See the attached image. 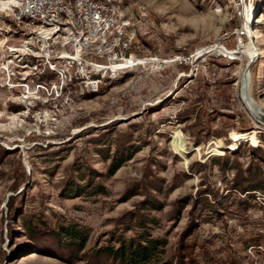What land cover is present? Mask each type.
<instances>
[{
	"label": "rangeland",
	"instance_id": "rangeland-1",
	"mask_svg": "<svg viewBox=\"0 0 264 264\" xmlns=\"http://www.w3.org/2000/svg\"><path fill=\"white\" fill-rule=\"evenodd\" d=\"M14 1L0 0V264H89L47 235L68 225L86 255L145 231L162 259L191 241L210 264H264V117L240 88L246 73L264 107V0H123L136 54L167 63L95 91L48 67Z\"/></svg>",
	"mask_w": 264,
	"mask_h": 264
},
{
	"label": "built area",
	"instance_id": "built-area-1",
	"mask_svg": "<svg viewBox=\"0 0 264 264\" xmlns=\"http://www.w3.org/2000/svg\"><path fill=\"white\" fill-rule=\"evenodd\" d=\"M123 0H15L13 13L40 28V51L63 81L73 78L95 91L104 77L166 59L139 56L134 33L122 19ZM142 60L145 62L141 63ZM60 61L63 68L57 67Z\"/></svg>",
	"mask_w": 264,
	"mask_h": 264
},
{
	"label": "trees",
	"instance_id": "trees-1",
	"mask_svg": "<svg viewBox=\"0 0 264 264\" xmlns=\"http://www.w3.org/2000/svg\"><path fill=\"white\" fill-rule=\"evenodd\" d=\"M129 157L113 160L108 173L110 175L113 174L122 165V162L129 159ZM28 231L31 234L38 233L37 230H32L30 227ZM48 231L50 233L47 235L50 237L58 236L57 238L61 240L60 243H62V246L68 253L64 255V258L71 262H74L77 256L82 255L86 257V263L89 264H210L199 260L193 254L191 241H185L186 243L179 245L180 250L177 252L176 258L162 259V240L150 236L145 231L130 237H120L116 240L117 245L97 247V249L89 252V255L81 254L86 241V235L83 234L82 230L73 225H68L61 226L56 231L54 229L53 231L56 232L54 234L51 233V230ZM61 235L64 236V239H61ZM65 239H67V242H65ZM63 243L66 244L63 245ZM102 253L104 256L100 257Z\"/></svg>",
	"mask_w": 264,
	"mask_h": 264
},
{
	"label": "bare ground",
	"instance_id": "bare-ground-1",
	"mask_svg": "<svg viewBox=\"0 0 264 264\" xmlns=\"http://www.w3.org/2000/svg\"><path fill=\"white\" fill-rule=\"evenodd\" d=\"M246 31L249 34L251 32L249 27L246 28ZM251 37L254 38V36H251ZM252 43L253 42L251 41L250 46L246 50V55H248V60L250 61H252V59H254V57L256 56L255 49H253L252 47ZM144 61L145 60H142L141 63H143ZM250 84H251L250 77L248 76V74L243 73L240 79L242 101L244 102V104L246 105L247 109L249 110V112L251 113L253 117L262 119L264 117V107H261L254 101L252 93H251V89H250ZM247 88L249 89V93L246 92Z\"/></svg>",
	"mask_w": 264,
	"mask_h": 264
}]
</instances>
